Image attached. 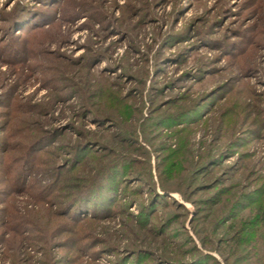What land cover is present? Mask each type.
Here are the masks:
<instances>
[{
    "label": "rangeland",
    "instance_id": "rangeland-1",
    "mask_svg": "<svg viewBox=\"0 0 264 264\" xmlns=\"http://www.w3.org/2000/svg\"><path fill=\"white\" fill-rule=\"evenodd\" d=\"M0 264H264V0H0Z\"/></svg>",
    "mask_w": 264,
    "mask_h": 264
},
{
    "label": "trees",
    "instance_id": "trees-1",
    "mask_svg": "<svg viewBox=\"0 0 264 264\" xmlns=\"http://www.w3.org/2000/svg\"><path fill=\"white\" fill-rule=\"evenodd\" d=\"M14 18H15V21L12 23L11 26H21L22 27V26L26 25L27 17H26L25 12L21 13L19 16H14ZM107 170H109V167L99 169V171L96 173V175H94L92 177H89L86 180L87 182L85 184H83L82 186L77 187L75 189V192L72 195L71 202L73 203L72 200L74 199L75 200L74 202H76V204L78 203L77 210H80V208H82V207H84L83 209H85V204L84 203H79V202H81V200L83 198H85L86 196H92L93 194H97L96 192H99V189L101 187H103V185H102L103 182L105 183L104 186H108L109 185V184H107V183H109L108 182L109 180L107 178L108 177H112V175L114 173H116L115 172L116 170L111 171V173H113V174H109L106 177L107 173H109V172H106ZM98 180H100V181H98ZM112 187L113 186H111V188Z\"/></svg>",
    "mask_w": 264,
    "mask_h": 264
}]
</instances>
